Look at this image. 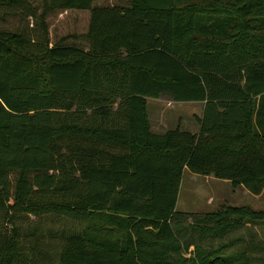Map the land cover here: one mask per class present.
I'll return each mask as SVG.
<instances>
[{"label": "trees", "instance_id": "obj_1", "mask_svg": "<svg viewBox=\"0 0 264 264\" xmlns=\"http://www.w3.org/2000/svg\"><path fill=\"white\" fill-rule=\"evenodd\" d=\"M7 17L19 22L0 26V264H251L178 233L223 236L264 210L172 219L184 168L264 188V0H0ZM161 94L204 102L197 132L151 131L147 97ZM48 213L83 225L55 242L16 223Z\"/></svg>", "mask_w": 264, "mask_h": 264}, {"label": "rangeland", "instance_id": "obj_2", "mask_svg": "<svg viewBox=\"0 0 264 264\" xmlns=\"http://www.w3.org/2000/svg\"><path fill=\"white\" fill-rule=\"evenodd\" d=\"M40 1V0H35ZM93 4L99 6H106L109 4H125L127 0H93ZM55 28H52V36L59 37L71 28L70 20L66 17L61 20ZM19 22L18 17H7L5 26L13 27ZM75 43L79 45H86L85 38L75 39ZM169 110L168 125L173 127L172 115L182 114L185 116L186 111L192 109H199V106L195 104H168ZM154 103L148 102L147 110L152 113ZM152 115V114H151ZM183 119V117H182ZM183 129H189L190 127L182 126ZM157 130V129H154ZM222 205H246L256 210H264V188L258 194L251 193L245 186L238 185L233 186L228 179L218 178L212 174H199L190 171L188 168L183 169L181 183L179 187L178 197L175 205L176 212H180L178 215H174L172 223L176 220H180L185 226L188 220L184 216L188 212L191 213H205L213 210H217ZM183 213V215H181ZM1 220V218H0ZM39 221L37 233L42 232L45 235L44 238L53 239L59 241L58 238H52L50 231H55L57 235L62 230H67L72 227L78 228L83 225L81 219H73L65 215L56 214H44L42 216H35L33 214L24 215L19 214L16 218V223L21 227L23 232H27L35 223ZM178 233L182 237L189 236L197 244L204 247H216L220 244H227L226 252H240L242 250L249 251V258L251 264H264V220L256 222H245L241 226L231 228L225 235L219 237H206L202 241H199L196 231H192L190 228H183ZM183 232V234L181 233ZM258 244V248L251 249L253 245ZM261 247V248H260ZM194 246H189V251L193 250ZM186 255H190L189 252H185ZM262 257V258H261Z\"/></svg>", "mask_w": 264, "mask_h": 264}, {"label": "crops", "instance_id": "obj_3", "mask_svg": "<svg viewBox=\"0 0 264 264\" xmlns=\"http://www.w3.org/2000/svg\"><path fill=\"white\" fill-rule=\"evenodd\" d=\"M93 1V0H92ZM113 5V4H109ZM154 103V108L152 113L150 110H147V116L150 124V129L156 133H163L167 129H171V126L168 125L167 122L168 116L171 118V115L168 114L169 105L168 104H195L199 106V109H192L191 111H186L185 116L180 114L172 115L173 127L179 125L181 128L182 126L190 127L189 129H183L191 132H197L199 129V124L197 121V117L202 115L203 111V101H174L166 94H161L158 97H147V104L148 102ZM152 114V115H151ZM183 117V119H182ZM157 129V130H154ZM207 175V174H206ZM238 186V185H237Z\"/></svg>", "mask_w": 264, "mask_h": 264}]
</instances>
